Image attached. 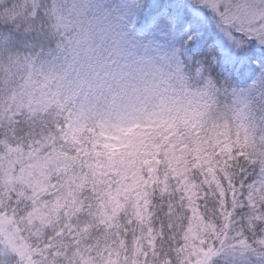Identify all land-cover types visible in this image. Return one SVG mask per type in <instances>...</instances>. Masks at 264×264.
Returning a JSON list of instances; mask_svg holds the SVG:
<instances>
[{
  "label": "snow or ice",
  "instance_id": "obj_1",
  "mask_svg": "<svg viewBox=\"0 0 264 264\" xmlns=\"http://www.w3.org/2000/svg\"><path fill=\"white\" fill-rule=\"evenodd\" d=\"M0 264H264V0H0Z\"/></svg>",
  "mask_w": 264,
  "mask_h": 264
}]
</instances>
